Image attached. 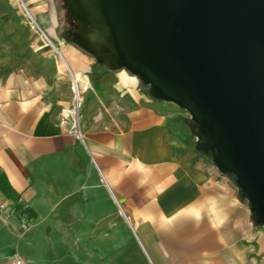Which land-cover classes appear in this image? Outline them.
Returning <instances> with one entry per match:
<instances>
[{
  "label": "crops",
  "instance_id": "crops-1",
  "mask_svg": "<svg viewBox=\"0 0 264 264\" xmlns=\"http://www.w3.org/2000/svg\"><path fill=\"white\" fill-rule=\"evenodd\" d=\"M57 26L52 36L62 35ZM63 44L86 96L83 141L61 125L73 101L67 75L0 79V264H56L36 245L85 233L91 187L160 264H264V226L234 177L199 149L188 111L128 69L101 71L95 57Z\"/></svg>",
  "mask_w": 264,
  "mask_h": 264
},
{
  "label": "water",
  "instance_id": "water-1",
  "mask_svg": "<svg viewBox=\"0 0 264 264\" xmlns=\"http://www.w3.org/2000/svg\"><path fill=\"white\" fill-rule=\"evenodd\" d=\"M107 2L126 69L192 115L206 138L199 149L236 176L264 226V0Z\"/></svg>",
  "mask_w": 264,
  "mask_h": 264
},
{
  "label": "rangeland",
  "instance_id": "rangeland-1",
  "mask_svg": "<svg viewBox=\"0 0 264 264\" xmlns=\"http://www.w3.org/2000/svg\"><path fill=\"white\" fill-rule=\"evenodd\" d=\"M118 2L121 10L123 0ZM114 3L117 7V0ZM54 21L58 23L57 31L64 29L62 35L52 36ZM101 25L105 28H100ZM119 38L123 56L126 57L133 50L123 35L119 34ZM64 39L95 57L101 71L126 68L107 0H0V79L21 74L46 84L61 81L67 75L66 83L70 85L73 96L69 108L77 107L74 98L75 79L63 51ZM86 40L92 45L91 48L83 44ZM129 64L135 70L143 68L136 57ZM80 91L83 101L77 109L79 117L86 102L81 88ZM197 132L201 134L197 142L199 145L206 138L198 127ZM233 177L237 183L236 176ZM88 197L91 199L90 227L85 226L84 234L65 235L62 243L50 245L49 249L47 245H36L40 256L47 257L49 253L56 264H160L143 237L140 241L131 224L121 212H116L117 209L120 211L116 204H99L103 200L102 193L93 187ZM84 204L86 208V202Z\"/></svg>",
  "mask_w": 264,
  "mask_h": 264
},
{
  "label": "built area",
  "instance_id": "built-area-1",
  "mask_svg": "<svg viewBox=\"0 0 264 264\" xmlns=\"http://www.w3.org/2000/svg\"><path fill=\"white\" fill-rule=\"evenodd\" d=\"M78 86V84H77ZM78 87H75V83H74V98L75 101L77 102L79 96L81 95V92L78 90ZM61 125L63 126H70V132L76 136L78 139L80 140H84V133L82 131V129L80 128L79 125V115L77 113V115L71 113L70 111H66L64 110V115L63 118L61 120ZM13 264H25L24 260L22 258H15L13 261Z\"/></svg>",
  "mask_w": 264,
  "mask_h": 264
},
{
  "label": "bare ground",
  "instance_id": "bare-ground-1",
  "mask_svg": "<svg viewBox=\"0 0 264 264\" xmlns=\"http://www.w3.org/2000/svg\"><path fill=\"white\" fill-rule=\"evenodd\" d=\"M89 1V0H88ZM132 0H130V2H131ZM121 3V2H120ZM26 6V5H25ZM103 6V5H102ZM27 7V6H26ZM89 7V6H88ZM117 7L119 8L120 7V4H119V2H118V0H117ZM94 8V7H93ZM103 9V8H102ZM104 9H106V8H104ZM119 10H120V8H119ZM106 16V15H105ZM90 17H92V14H91V16ZM37 23V22H36ZM94 26V25H93ZM100 28H102V29H104L105 28V26H100ZM104 34V33H103ZM46 35V34H45ZM94 36V35H93ZM47 37V36H46ZM47 39H48V37H47ZM52 44V43H51ZM139 48V45L138 46H136V48ZM136 48H134V49H136ZM55 49H56V51H58L59 52V54L62 56V54H61V52H60V50L58 49V48H56L55 47ZM136 59H137V61H138V63L143 67V64H145V61H144V59H138L137 57H136ZM142 62V63H141ZM75 82V87H78L77 86V81L76 80H74ZM78 90L80 91V88H78ZM81 92V91H80ZM82 101H83V98H82V96L80 95L79 96V98H78V100H77V107H75V108H73V109H70V108H68V109H65L66 111H70L71 113H73V114H75V115H77V109H78V107L81 105V103H82ZM189 107L191 108V109H196V107H195V105L193 104V103H191V102H189ZM80 108V107H79Z\"/></svg>",
  "mask_w": 264,
  "mask_h": 264
},
{
  "label": "trees",
  "instance_id": "trees-1",
  "mask_svg": "<svg viewBox=\"0 0 264 264\" xmlns=\"http://www.w3.org/2000/svg\"><path fill=\"white\" fill-rule=\"evenodd\" d=\"M66 19H67V16H66ZM63 30H64V29H63ZM63 30H61L60 32L63 33ZM72 44H74V43H72ZM83 44H84L86 47H90V46H91L88 40L84 41ZM74 45H75V44H74ZM94 83L97 84V81H96V78H95V77H94ZM241 191H242V189H241ZM254 215H255V214H254ZM255 216H256V215H255Z\"/></svg>",
  "mask_w": 264,
  "mask_h": 264
},
{
  "label": "flooded vegetation",
  "instance_id": "flooded-vegetation-1",
  "mask_svg": "<svg viewBox=\"0 0 264 264\" xmlns=\"http://www.w3.org/2000/svg\"><path fill=\"white\" fill-rule=\"evenodd\" d=\"M73 34V33H72Z\"/></svg>",
  "mask_w": 264,
  "mask_h": 264
}]
</instances>
